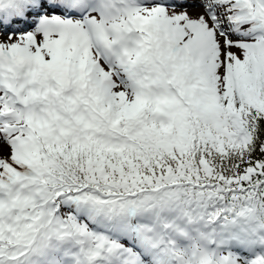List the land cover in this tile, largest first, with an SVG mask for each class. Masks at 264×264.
Instances as JSON below:
<instances>
[{
	"label": "snow or ice",
	"instance_id": "6c2138e0",
	"mask_svg": "<svg viewBox=\"0 0 264 264\" xmlns=\"http://www.w3.org/2000/svg\"><path fill=\"white\" fill-rule=\"evenodd\" d=\"M0 264H264V0H0Z\"/></svg>",
	"mask_w": 264,
	"mask_h": 264
}]
</instances>
